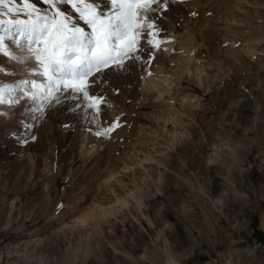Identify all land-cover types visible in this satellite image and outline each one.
<instances>
[{"label":"rangeland","instance_id":"374dc122","mask_svg":"<svg viewBox=\"0 0 264 264\" xmlns=\"http://www.w3.org/2000/svg\"><path fill=\"white\" fill-rule=\"evenodd\" d=\"M196 1L148 14L157 40L172 23L193 35L175 33L165 99L142 90L159 49L144 33L139 60L88 78L89 94L104 101L98 115L78 114L82 94L41 111L22 94L0 104V264H264V0H227L219 11V0ZM57 6L91 31L70 5ZM0 66V84L42 79L29 75L32 60L0 54ZM117 118L113 132L96 134Z\"/></svg>","mask_w":264,"mask_h":264},{"label":"snow or ice","instance_id":"6c2138e0","mask_svg":"<svg viewBox=\"0 0 264 264\" xmlns=\"http://www.w3.org/2000/svg\"><path fill=\"white\" fill-rule=\"evenodd\" d=\"M43 3L49 6V11H42L32 0H22V6L18 7H12L16 0H0V17L13 12L27 16L26 19H0V54L18 64L35 61L36 66L28 70L29 75L42 77L40 81L21 79L0 84V104L11 107L19 102L22 94L37 105L35 111H41L45 102L53 98L59 102L57 93L71 90L82 94L87 107L94 108L98 115L104 101L89 94L88 78L110 66L123 68L125 60H139L136 53L144 33L152 37L147 41L152 47L159 48L163 43L156 39L160 29L148 14L154 11L153 5L159 8L163 4L166 8L168 0H111L112 8L107 14L96 7L95 0L91 3L43 0ZM61 4L66 8L70 5L91 31L75 23L73 15L57 6ZM10 45L23 55H17ZM3 71L0 66V72ZM119 126L117 118L96 134L108 135Z\"/></svg>","mask_w":264,"mask_h":264},{"label":"bare ground","instance_id":"6f19581e","mask_svg":"<svg viewBox=\"0 0 264 264\" xmlns=\"http://www.w3.org/2000/svg\"><path fill=\"white\" fill-rule=\"evenodd\" d=\"M97 1H100V0H97ZM206 0H197L196 1V3L198 4V5H201L202 3H204ZM104 3V2H103ZM224 3H226V4H228V1L227 0H219V1H217L216 2V7H217V11H219L220 9H221V5H224ZM108 5V4H107ZM226 6V5H225ZM96 7L98 8V9H100L102 12H104L105 13V11H106V6L105 5H96ZM108 7V6H107ZM110 7V6H109ZM224 7V6H223ZM179 7H178V5H176L175 6V10H179L178 9ZM0 27H2V26H0ZM175 27V30H174V32H171V34H170V36H169V34L168 35H166V36H163V38H162V40L161 41H163V43H161L162 45L159 47V49H158V54H157V56H156V59L154 60V62H153V64H151V67L149 68V70H156L157 71V73H151V75L148 77V80L147 81H145V83H144V85H143V88H142V90H144V91H146V92H150L151 94H152V97L156 100V99H161V98H163V99H165L166 97V95L165 94H167V92L169 93V92H171L170 91V89H169V87H168V85H167V81L169 80L166 76H164L163 74H164V64H165V57H166V55L169 53H171V46L172 45H174V39H175V33L177 32V33H181V32H183V40L184 41H187V40H190V39H192L191 37L193 36L192 34H191V31H190V27H189V25L188 24H186V25H180V26H175L173 23L171 24V25H169L168 26V28H174ZM168 28H166L164 31H163V33H169V31H168ZM191 34V35H190ZM191 36V37H190ZM185 37H190L189 39H187L186 40V38ZM188 43H189V41H188ZM143 45H144V47H145V49H148V45L146 44V43H142ZM164 49V50H163ZM164 51V52H163ZM192 51H188V55L187 56H184V59H187V58H191L192 57V53H191ZM162 58V59H161ZM183 58V56H179V57H177L176 58V60L177 61H180V63H181V60H183L182 59ZM143 63V62H142ZM145 65V64H144ZM142 66H143V64H142ZM195 66V68L194 69H196V71H198V73H196L195 72V75H197V77H199V74H201L202 72H204V69H203V67H199V66H197V65H194ZM197 68H198V70H197ZM181 70V69H180ZM182 72H185L186 74H191L193 71L190 69V67H188V66H186L184 69H183V71ZM194 75V76H195ZM189 76V75H188ZM199 80V79H198ZM134 86H131V88H133ZM131 88H128V89H124V91L122 92V95H125V96H127L126 95V93H127V90H129V89H131ZM169 90V91H168ZM143 91V92H144ZM134 89H132V90H130L129 92H128V96L129 95H133L134 94ZM64 94V93H63ZM62 94V96H60L59 98V107L60 106H64L63 104H61V103H65V101L66 102H71V101H75L76 99L78 100V97H77V94H75V93H73L71 90H68L67 92H66V94H64L63 95ZM172 94V93H171ZM171 94L167 97L168 99H171ZM128 99V98H127ZM130 99V98H129ZM126 101V100H125ZM87 103V102H86ZM86 104H83L82 106H79L77 109H79V110H76L77 112H78V114H81V113H84L85 112V110H87V109H90V111H91V108H89V107H87V106H85ZM59 107L57 108V110H59ZM65 107V106H64ZM63 107V108H64ZM137 109V108H136ZM56 110V111H57ZM61 111H62V109H61ZM64 111V110H63ZM75 111V112H76ZM89 111V110H88ZM59 112H60V110H59ZM108 123V122H107ZM105 125V124H104ZM108 125V124H107ZM106 125V126H107ZM79 126V125H78ZM84 126V125H83ZM109 126V125H108ZM80 127V126H79ZM79 127H76V128H79ZM83 128V127H82ZM81 128V129H82ZM103 129L104 128V126H102V127H100V129ZM84 129H86L87 130V128H84ZM84 129H83V131H84ZM101 131V130H100ZM82 134L84 135H82L83 137H82V145L86 142V140H87V137H86V133L85 132H82ZM100 138H103L104 137V135H100L99 136ZM101 140V139H100ZM81 146V145H80ZM82 147V146H81ZM71 207V206H70ZM74 209V208H73ZM87 216V215H86ZM82 217H83V215H82ZM82 220H84V218H82ZM168 260V259H167ZM172 260V259H171ZM167 264H176L174 261H170L169 263L167 262Z\"/></svg>","mask_w":264,"mask_h":264}]
</instances>
